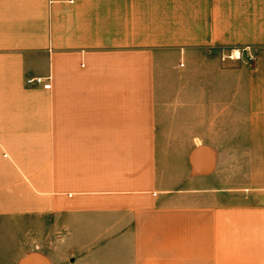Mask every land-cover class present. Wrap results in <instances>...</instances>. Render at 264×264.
Instances as JSON below:
<instances>
[{
    "label": "crops",
    "instance_id": "crops-1",
    "mask_svg": "<svg viewBox=\"0 0 264 264\" xmlns=\"http://www.w3.org/2000/svg\"><path fill=\"white\" fill-rule=\"evenodd\" d=\"M34 254L264 264V0H0V264Z\"/></svg>",
    "mask_w": 264,
    "mask_h": 264
},
{
    "label": "water",
    "instance_id": "water-1",
    "mask_svg": "<svg viewBox=\"0 0 264 264\" xmlns=\"http://www.w3.org/2000/svg\"><path fill=\"white\" fill-rule=\"evenodd\" d=\"M201 152L202 151L198 150V151H195L194 154L192 155V163L196 168H200L199 158H200ZM206 161H207L206 165L210 163V160L208 158L206 159ZM21 264H42V259L38 255H35V254L29 255L22 260Z\"/></svg>",
    "mask_w": 264,
    "mask_h": 264
},
{
    "label": "built area",
    "instance_id": "built-area-1",
    "mask_svg": "<svg viewBox=\"0 0 264 264\" xmlns=\"http://www.w3.org/2000/svg\"><path fill=\"white\" fill-rule=\"evenodd\" d=\"M247 51L245 52L246 53V62H252L254 60V53L252 51H250V49H246ZM49 79L50 77H35V78H30V79H27L26 80V83L28 84H32L34 82H37V83H42V87L45 88V89H50L51 87V83L49 81L45 82V79Z\"/></svg>",
    "mask_w": 264,
    "mask_h": 264
},
{
    "label": "bare ground",
    "instance_id": "bare-ground-1",
    "mask_svg": "<svg viewBox=\"0 0 264 264\" xmlns=\"http://www.w3.org/2000/svg\"><path fill=\"white\" fill-rule=\"evenodd\" d=\"M237 53H239V52L237 51Z\"/></svg>",
    "mask_w": 264,
    "mask_h": 264
},
{
    "label": "rangeland",
    "instance_id": "rangeland-1",
    "mask_svg": "<svg viewBox=\"0 0 264 264\" xmlns=\"http://www.w3.org/2000/svg\"><path fill=\"white\" fill-rule=\"evenodd\" d=\"M50 222H51V220H50Z\"/></svg>",
    "mask_w": 264,
    "mask_h": 264
}]
</instances>
